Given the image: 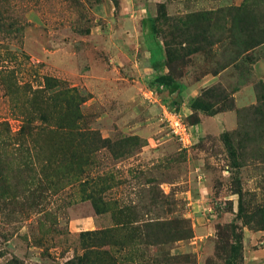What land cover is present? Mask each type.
Returning a JSON list of instances; mask_svg holds the SVG:
<instances>
[{
	"label": "rangeland",
	"instance_id": "1",
	"mask_svg": "<svg viewBox=\"0 0 264 264\" xmlns=\"http://www.w3.org/2000/svg\"><path fill=\"white\" fill-rule=\"evenodd\" d=\"M22 6L20 41L2 43L30 57L14 64L19 80L36 85L52 76L77 88L89 98L91 125L107 146H117L92 155L86 171L93 178L103 172L107 198L137 206L136 220L147 226L136 224L140 231L119 254L121 264H264V0ZM130 34L140 49L118 52L114 44ZM145 65L157 72L143 71ZM212 94L211 112L193 107ZM163 107L183 116L190 142L171 134ZM0 120L11 135L19 133L21 114L1 81ZM16 137V144L0 143V264H65L84 254L83 232L110 229L114 218L97 215L79 186L56 170L63 157L58 140L46 133L34 145L27 135ZM128 138L138 141L126 145ZM159 191L168 212L147 213L149 192ZM161 217L186 221L192 237L163 236Z\"/></svg>",
	"mask_w": 264,
	"mask_h": 264
},
{
	"label": "trees",
	"instance_id": "2",
	"mask_svg": "<svg viewBox=\"0 0 264 264\" xmlns=\"http://www.w3.org/2000/svg\"><path fill=\"white\" fill-rule=\"evenodd\" d=\"M9 1L0 0V81L14 105V111L16 112L18 109L22 117V125L16 136L25 137L27 135L28 139H33L34 145L37 144V137L46 133L50 138L58 140L61 150H63V157L57 162L56 170L61 173L62 178L69 185L79 186L82 201L91 202L97 215L111 213L115 221L114 226L110 229L83 232L81 241L84 254L65 264H121L120 260L122 259L119 258V254L131 248L128 245V240H134L140 231L136 224L141 229H147V226L145 222L136 220V215L139 212L137 206L127 205L120 198H107L108 186L104 184L106 179L103 172L93 178L86 171L91 165L90 157L92 155L107 147L115 149L117 146H107L100 132L91 125L90 115L86 112L89 98L77 88H63V83L52 76L43 75L41 79L39 77L40 83L36 85L32 81L21 82L19 80L14 64L18 61L31 63L30 57L23 49L14 51L8 48L4 49L2 43L7 38L16 42L20 41L21 33L26 26V16L22 8V0H18L19 5H10ZM165 77L162 76L161 79L164 80ZM209 94L211 93L206 95ZM216 100L217 98L213 94L206 100L199 97L194 100L193 107L211 112L212 103ZM36 122L41 124H35ZM0 128L6 132L0 134L2 146L16 144L20 141L16 136L11 135L10 125L7 121L0 120ZM137 141V138H128L124 140V144H136ZM64 151L67 153L65 154ZM37 160L40 163L39 158ZM41 171H44L43 168ZM44 177L48 181V177L46 175ZM48 183L52 187V183L49 181ZM149 197L150 210H145L147 213L163 215L168 212L164 211V208L168 206V198L161 191L149 192ZM156 220L158 226L162 228V235L166 237L168 235L172 241H181L192 237V228L188 227L186 221L179 222V220H168L164 217ZM142 233H145V230ZM234 251L233 256L239 250L235 248ZM235 259H238L237 256ZM229 264L234 263L232 261Z\"/></svg>",
	"mask_w": 264,
	"mask_h": 264
},
{
	"label": "built area",
	"instance_id": "3",
	"mask_svg": "<svg viewBox=\"0 0 264 264\" xmlns=\"http://www.w3.org/2000/svg\"><path fill=\"white\" fill-rule=\"evenodd\" d=\"M148 95V97L151 98L155 95V93L151 92ZM163 109V116L171 134L183 144H187L188 142H190L192 139V133L183 116L170 107H163Z\"/></svg>",
	"mask_w": 264,
	"mask_h": 264
},
{
	"label": "crops",
	"instance_id": "4",
	"mask_svg": "<svg viewBox=\"0 0 264 264\" xmlns=\"http://www.w3.org/2000/svg\"><path fill=\"white\" fill-rule=\"evenodd\" d=\"M135 41H137V38L135 37V35L134 34H130L129 35V37L127 38V41L125 42V39L122 41V42H120V43H116V44H114V47H115V49L118 51V52H122V53H125V52H128V51H131L132 50V48L133 49H135L134 47H137V46H139L138 48H136L135 50H137V49H140V46L141 45H136V46H134V42ZM144 68H148V69H144L143 71H145V70H152V72L154 73H156L157 71L156 70H154L150 65H145V67ZM162 71V70H161ZM140 73H141V75H142V71H139ZM150 72H148V74H149ZM162 73L163 72H161V75H162ZM221 117V116H220ZM222 118V120L223 119H225L224 117H221Z\"/></svg>",
	"mask_w": 264,
	"mask_h": 264
}]
</instances>
